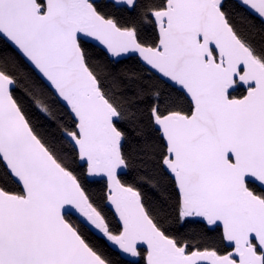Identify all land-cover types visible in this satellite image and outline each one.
Listing matches in <instances>:
<instances>
[{
	"label": "water",
	"instance_id": "1",
	"mask_svg": "<svg viewBox=\"0 0 264 264\" xmlns=\"http://www.w3.org/2000/svg\"><path fill=\"white\" fill-rule=\"evenodd\" d=\"M73 1L90 3L91 22L69 17ZM101 0H0V35L41 77L77 122V132L65 136L86 161L79 141H89L88 116L108 120L117 138L116 162L123 170L121 135L115 113L102 96L89 69L80 41H88L115 60L137 56L142 64L190 99V114L153 112L156 128L166 145L163 168L174 179L181 208L208 226L223 228L229 246L243 245L249 236L237 195L246 182L264 189V63L236 34L222 4L225 0H166L152 13L158 33L156 46L142 44L133 30L118 26L95 6ZM118 4L121 0H106ZM264 19V0H235ZM237 84L246 87L242 97H231ZM11 82L0 70V159L23 193L0 187V264H108L66 218L84 219L104 232L102 216L87 200L74 177L33 131L12 95ZM82 89H89L82 93ZM79 97L75 105L70 99ZM92 177H99L89 171ZM134 194L137 192L131 188ZM107 192V205L122 229L107 235L110 244L128 259L146 249L147 264H264V252L249 247L242 253L219 254L198 249L177 253L172 238L158 228L139 196L126 200L127 219L118 209V193ZM185 194H198L205 205L196 212ZM258 212L264 200L253 196ZM86 207L89 209L86 210ZM231 212L235 224L224 213ZM244 224V229L238 223ZM161 241L166 250L155 243ZM232 254L236 257H233Z\"/></svg>",
	"mask_w": 264,
	"mask_h": 264
},
{
	"label": "trees",
	"instance_id": "2",
	"mask_svg": "<svg viewBox=\"0 0 264 264\" xmlns=\"http://www.w3.org/2000/svg\"><path fill=\"white\" fill-rule=\"evenodd\" d=\"M41 10L44 0H37ZM166 0H133L118 4L106 0L95 3L106 17L134 31L145 45L156 46L158 33L152 13L165 6ZM228 22L264 63V19L235 0L222 4ZM85 61L94 74L103 98L115 113L114 125L121 135L123 170L121 182L137 192L142 206L162 232L178 245L183 255L195 250L225 251L221 230L212 229L200 219L183 217L180 195L174 179L163 168L166 145L156 128L153 112L190 114L193 105L185 93L172 86L141 63L137 56L115 60L98 46L80 41ZM0 70L11 82L12 95L25 114L33 131L54 157L71 172L84 189L87 200L103 218L104 232L99 233L84 219L66 214L86 242L108 264H147L146 251L139 248L135 259L122 256L110 244L107 235L116 236L121 225L107 205V185L101 179H89L79 160L78 150L65 136L76 132L77 122L68 108L60 102L46 82L0 35ZM247 89L237 84L231 97H242ZM0 187L9 193L22 194L0 159ZM86 210H89L86 207Z\"/></svg>",
	"mask_w": 264,
	"mask_h": 264
},
{
	"label": "flooded vegetation",
	"instance_id": "3",
	"mask_svg": "<svg viewBox=\"0 0 264 264\" xmlns=\"http://www.w3.org/2000/svg\"><path fill=\"white\" fill-rule=\"evenodd\" d=\"M132 1L133 0H121V2L129 3V4L132 3ZM90 6H92V5L90 4ZM87 121H92L93 124H94V121L98 122L97 119H93L90 116H88V118L86 120V125L89 128L91 138L89 141H84V140L79 141V144L84 149V155L86 158V161L82 164L86 168L89 179H101L106 183L107 192L109 190L111 192H115L116 188H118V186H119L118 193H115V196H113V199L116 200V205H117L118 209H120V206H119L120 202L123 203V205H127L126 200L131 199L133 201L134 199H136L137 195L134 194L130 189H128L130 187L124 185L121 182L120 174L122 173V170L120 171V167L118 164H117V168L115 170L114 169H108L107 167H105V165L103 164V156H102L104 148H102L101 143H99L98 139L96 138V130L93 127L94 125L92 126V125L88 124ZM103 122L107 126H109L110 130H112V126L110 125L108 120H105ZM76 132L78 133V130ZM110 143H111V145L114 146V149H116L117 138L116 137L113 138V140H111ZM89 171H90V173L96 172V174L99 177L94 178V177L90 176ZM126 191L132 193L135 197L125 196ZM184 196H188V195L185 194ZM253 196H258L259 198H262L264 200V189H262L255 181H249L248 180L246 182L245 191L242 194L237 195V208L244 212V215L247 217V224H249L250 230H247V231H249V233H248L249 236H248V238H245V237L243 238V240L246 241L245 246L251 248L254 252H256L257 254L260 255L264 252V218L262 217L263 212L260 213L256 210V208L253 204V201H254ZM180 198H181V196H180ZM201 198L203 199V197H201ZM186 200H188V199H186ZM242 201H247V206H243ZM190 202H191V207L194 210V212H196L200 207H202L206 204L204 201L203 205L196 207L192 201H190ZM250 209H251L253 214H251ZM127 212H128L127 214L129 217H126V218L130 219L132 212L129 211V209L127 210ZM123 213L126 216V213L124 211H123ZM182 215H183V217L196 219L192 215H190L189 213H186L183 209H182ZM224 216L226 217V219L229 223L235 224L233 214L231 212L224 213ZM208 227H210L212 229L219 228L221 230L223 242L225 245V251L223 253H219V254H226V253H230L232 251H234V253L237 254V253H242L244 251L245 246H243L241 244L236 245V246H229L226 243L225 238H224L223 228L221 226L216 225L214 227L213 226H208ZM238 227L244 229V224L243 225H242V223L240 224V221H239ZM121 229H122V227H121ZM158 244H160V247L156 246ZM155 246L159 250H166L164 245L159 240H157V242L155 243ZM140 248H143V247H140ZM145 251H146V249H145ZM177 253L180 255H183V252L180 250L179 247H178ZM232 256L235 257L233 254H232ZM263 263H264V260H263Z\"/></svg>",
	"mask_w": 264,
	"mask_h": 264
},
{
	"label": "rangeland",
	"instance_id": "4",
	"mask_svg": "<svg viewBox=\"0 0 264 264\" xmlns=\"http://www.w3.org/2000/svg\"><path fill=\"white\" fill-rule=\"evenodd\" d=\"M69 17L73 20H76L80 24H86L91 22V6L87 2L83 1H73L69 7ZM89 89H82V93L88 92ZM70 103L75 105L77 102L80 101L79 97H75L74 99L69 100ZM103 121L105 120H98V122L94 121V124L92 121H87L88 124L94 125L93 127L96 130V138L98 139V142L101 143L102 148H104V151L102 153L103 156V164L108 169H116L117 168V162H116V155H115V149L114 146L111 145V140L115 138L114 134L112 133V130H110L109 126H107ZM125 196L127 197H135L132 193L126 191ZM186 199L192 201L194 205L200 206L204 204V200L201 198V196L197 194H191L188 196H185ZM243 206H247V201H242ZM120 209L126 213L125 217L128 216V207L127 205H123V203H119ZM251 211V209H250ZM251 214L252 211H251ZM157 247H160V244L156 245Z\"/></svg>",
	"mask_w": 264,
	"mask_h": 264
}]
</instances>
